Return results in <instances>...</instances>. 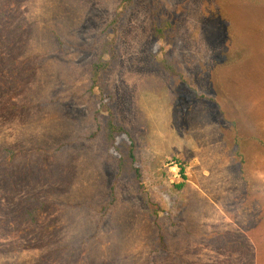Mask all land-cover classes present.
Segmentation results:
<instances>
[{
  "label": "rangeland",
  "instance_id": "374dc122",
  "mask_svg": "<svg viewBox=\"0 0 264 264\" xmlns=\"http://www.w3.org/2000/svg\"><path fill=\"white\" fill-rule=\"evenodd\" d=\"M122 9L0 0V264H264V0Z\"/></svg>",
  "mask_w": 264,
  "mask_h": 264
},
{
  "label": "trees",
  "instance_id": "16d2710c",
  "mask_svg": "<svg viewBox=\"0 0 264 264\" xmlns=\"http://www.w3.org/2000/svg\"><path fill=\"white\" fill-rule=\"evenodd\" d=\"M133 4L134 0H123L122 11L119 12L112 25L109 26V28L111 27L112 32L116 31L117 25L124 20L126 13ZM107 43L104 54L109 55L110 60L108 62L101 60V62L94 65L93 83L95 87H98L100 76L109 70L112 62H116L118 59L116 48L110 42ZM104 111L108 113L106 119L101 121V118L98 116L95 121L97 126L100 127V131H102L106 152L110 158L116 159L119 178L124 175H133V185L137 188L140 194L144 195L142 191V168L138 164L135 140L124 127L117 123L110 109L105 108ZM99 114L100 113H98V115ZM180 172L183 174L184 169L181 168ZM146 203L153 206L151 201ZM153 218L156 219V216L153 215ZM160 239H162V236Z\"/></svg>",
  "mask_w": 264,
  "mask_h": 264
}]
</instances>
